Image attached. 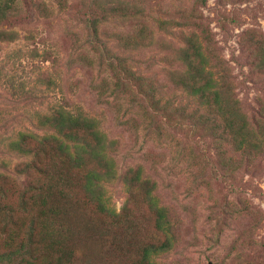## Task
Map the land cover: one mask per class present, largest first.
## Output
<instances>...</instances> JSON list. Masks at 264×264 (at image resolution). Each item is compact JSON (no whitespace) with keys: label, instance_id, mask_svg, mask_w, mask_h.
<instances>
[{"label":"trees","instance_id":"trees-1","mask_svg":"<svg viewBox=\"0 0 264 264\" xmlns=\"http://www.w3.org/2000/svg\"><path fill=\"white\" fill-rule=\"evenodd\" d=\"M57 1L61 9L67 3ZM92 1L100 13L88 21L93 48L82 59L94 68L96 55L105 51V84L109 89L149 103V114L177 112L178 100L186 96L195 106L183 108L182 113L189 112L186 120L190 127L210 142L216 158L215 174L222 182L230 183L237 172L264 156V99L259 100L253 116L243 110L231 69L219 57L197 9L192 13L183 10L179 18L150 21L137 4L139 0ZM194 1L197 6L207 2ZM30 4L26 18L36 13L53 16L54 11L44 1L30 0ZM25 11L23 0H0V43L21 38L10 27ZM121 19L136 24L128 31L109 32L107 40H102V28ZM166 34L172 35L175 43L167 42ZM245 38L253 67L264 72V36L252 30ZM149 50L160 55L166 80L163 86L128 63L130 55H145ZM53 83L48 80V85ZM22 90L25 94V88ZM37 118V127L44 134L20 132L12 138L8 153L23 160L16 164V174L0 172V264H78L81 241L66 222L71 207L110 221L112 250L120 260L126 257L132 264H158L155 258L173 250L176 238L170 211L156 195V181L141 166L120 173L116 142L81 106L60 104ZM112 184L122 186L125 195L119 211L109 205L107 193ZM235 207L236 202H227L229 211ZM132 218L136 224L143 221L138 233L117 234ZM100 243L106 246L101 241L98 247ZM253 245L257 246L251 242ZM253 254L240 264H264V246ZM85 264H103V258L91 253Z\"/></svg>","mask_w":264,"mask_h":264},{"label":"rangeland","instance_id":"rangeland-1","mask_svg":"<svg viewBox=\"0 0 264 264\" xmlns=\"http://www.w3.org/2000/svg\"><path fill=\"white\" fill-rule=\"evenodd\" d=\"M40 1L51 7L53 16L36 13L26 18L31 4L23 0L26 11L10 27L21 38L0 43V172L16 174L15 166L23 160L8 153L12 138L20 132L44 134L37 127L38 114L49 113L60 104L81 106L116 142L119 172L141 166L157 183L156 195L170 211L176 238L173 250L155 258L158 264H240L262 250L264 156L237 172L230 183L222 182L215 174L216 158L210 142L190 127L186 120L189 112L182 113L183 108L195 106L186 96L178 100L177 112L149 114V103L132 94L114 93L105 84L104 50L95 54L94 68L83 61L82 56L93 48L88 21L100 13L92 0H64L63 9L57 0ZM137 4L150 21L179 18L183 10L192 13L197 9L219 57L231 69L243 110L250 116L255 114L259 100L264 99V72L253 67L245 36L252 30L264 36V0H207L203 6L194 0H139ZM135 24L114 21L102 28L101 39L107 40L109 32L115 30L128 31ZM29 35L33 38L27 39ZM165 38L175 43L172 35ZM143 54L130 55L128 63L163 86L166 80L159 53L149 50ZM49 79L52 85H48ZM107 194L109 205L119 211L125 200L122 186L109 185ZM228 201L238 207L229 211ZM66 222L81 241L78 264H85L91 253L102 257L103 264H132L126 257L120 260L112 250L110 221L71 207ZM139 223L143 221L136 224L132 218L117 234L138 233ZM101 241L106 246L100 243L98 247Z\"/></svg>","mask_w":264,"mask_h":264}]
</instances>
